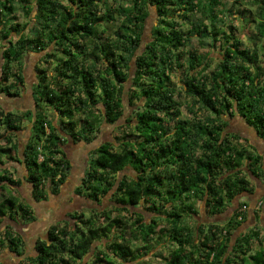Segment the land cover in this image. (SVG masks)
Instances as JSON below:
<instances>
[{"label":"trees","instance_id":"obj_1","mask_svg":"<svg viewBox=\"0 0 264 264\" xmlns=\"http://www.w3.org/2000/svg\"><path fill=\"white\" fill-rule=\"evenodd\" d=\"M62 1L0 0V94L20 97L27 54L42 53L52 68L48 76L46 67L35 66L31 109L0 107V225L35 220L29 204L2 197L4 188L24 181L35 200L59 194L70 174L66 142L90 143L103 124L117 132L90 150L73 192L110 203L93 209L99 224L90 215L81 220V211L52 224L29 255L6 224L1 251L16 257L15 264H148L141 257L165 234L167 255L155 253L161 264H264V220L238 231L247 219L241 198L254 194L264 156L254 144H239L248 139L229 128L242 119L264 141V61L258 57L264 46H243L231 21L248 10L253 19L240 17L255 28L248 42L263 41L264 0H240L245 9L235 12L221 0ZM15 5L26 18L21 23ZM150 7L156 22L145 37ZM193 38L207 50L193 47ZM180 91L190 100L186 117ZM126 103L135 109L117 124ZM48 108L57 121L47 119ZM25 121L30 130L19 150L16 136ZM9 161L22 166L17 178ZM229 207V218L210 220ZM254 239L260 245L253 251Z\"/></svg>","mask_w":264,"mask_h":264},{"label":"rangeland","instance_id":"obj_2","mask_svg":"<svg viewBox=\"0 0 264 264\" xmlns=\"http://www.w3.org/2000/svg\"><path fill=\"white\" fill-rule=\"evenodd\" d=\"M62 2H65L64 0ZM119 1H114L113 5H117ZM221 2L223 3V7L224 9L227 10H231L235 12L236 8H244L245 6H240L239 2L240 0H221ZM253 13L256 11L255 8L252 9ZM13 12L15 13V15H17V22L21 23L22 21H25L26 18L23 16V12L22 10H20V8H18L17 5L14 6L13 8ZM199 14L197 12H194L193 17H197ZM235 16H232V23L235 24V28L236 31L235 34L238 35L241 38L242 44L243 46H252V45H263L264 46V40L263 41H259L258 39L254 38V41L252 42H248L249 38H253V33L255 31V28L253 26H247L246 23L245 25L243 24V20H240L241 16H245L243 18H249V19H253L251 17H254L253 14L249 13L248 10H243L240 11L239 13L236 12V14H234ZM255 15V13H254ZM256 18V17H255ZM156 22V15H155V11L153 9V7H150V14H149V18L146 21V25H145V37L149 36V32H150V28L151 26H153ZM145 39V38H144ZM262 43V44H261ZM218 42H215V46L214 49H212L213 51V56H217V53L220 52V49L218 47ZM191 45L193 47H195L199 52H204L205 50H207V47L202 46L198 43L196 38H193ZM143 47V46H142ZM253 47V46H252ZM259 59L260 61L263 59L264 61V48L260 49L259 51ZM43 54L42 53H29L25 56L24 60H23V74H24V88L23 91L20 94V97H16V98H10V97H5L2 94H0V107H3L5 109H9V110H15V111H19V110H26L29 109V106H32L33 104V97H32V93L30 91L31 85L33 82H35V66L36 65H40L43 67H46L47 69V75L51 76L52 74V68L50 65H48L45 61H43ZM214 64H211V66L209 68H213ZM253 67L251 66V69ZM253 71V69H252ZM37 73V72H36ZM12 78H10L11 80ZM172 80H175L174 75H172ZM178 101L180 102V111H181V116L186 117L188 116L187 113V106L189 105L190 100L185 96V94L183 93V91H180L179 95L177 96ZM136 105H129V104H125L124 105V115L123 118L119 121H117V124H121L124 123V118L129 117L133 110L135 109ZM47 119H51V120H56L57 118L56 116L53 114V112L51 110L46 109L45 110ZM80 116L76 115V119H79ZM180 117V116H179ZM191 118V116L189 117ZM233 123L231 124V126L229 127L230 130L242 135L243 137H246L248 139V143L244 142V141H237L239 144H254L258 149L257 152L261 153L262 156H264V141L259 139L256 135V133L254 132V130L249 127L242 119L239 118H235L233 121ZM170 123V122H169ZM31 123L28 122H24L23 123V129L17 134L16 139L19 141L20 145H19V150L22 149V146L24 144V141H27V136H28V132H29V127H30ZM116 129L114 128L113 125H107V124H103L101 126V130L99 132L95 133V138L94 140H92L90 143H83V142H73L70 139L66 142V152L67 154H69V157L71 159V161L73 162L72 164L74 165L76 162L78 163V166H74L73 167V171H70V174L66 180V182L63 184V189L60 191L59 194L52 196L51 200H48V202L40 200L38 202V204L36 205L37 207L35 208V206L31 207L33 208V211L35 213V218L38 219V221H36V223H32L28 226H26L27 231H23L22 228L24 227L23 225H26L25 223H22V225H16V228L22 233L23 236H26L27 238H25L26 241H28L27 239L31 238V240H35V239H39L42 238L43 232L46 231V225L50 224H61L62 220H60L63 217L64 213H61L62 211L66 212L67 209H71L73 211V209H77L73 212H71L72 214H74L75 212H80L83 214L82 219L85 218H89V215L92 216L95 221L99 224V221L102 220L101 216H95L94 215V208L96 207L97 210L98 209H104V208H108L109 207V203L107 201V197L103 198L100 201V204H96L95 202H91L89 200H86L82 197L76 196L75 193L73 192V188L77 185L75 184H79L80 182V178L82 177V171L85 169H87L88 166V162H89V150H92L94 147L98 146L100 143L104 142L105 140L111 139L113 137V134H116ZM89 151V152H88ZM9 164L6 165V167L8 168V170L12 171V176L14 178H17L18 175H21V169L22 167L19 166L18 163L16 162H8ZM13 166V167H12ZM14 166H16V169H18L17 171H15ZM20 167V168H19ZM262 169L264 171V160H263V166ZM126 174H131V171H125ZM254 188L258 189V190H264V174L262 175L261 179L259 180H255L254 182H252ZM257 186V187H256ZM29 184H27L26 182L23 181V183L21 184V186L18 189L15 188H4L2 190V197H8L10 195L16 197L18 199V201L20 202H25L27 203L26 200H31L30 196V188H29ZM255 189V190H256ZM79 198L78 200H76L75 198ZM241 200H243L244 202H246L247 205V213H246V220L245 222L242 224V226L239 228V232H242L243 230H248L251 227H262V224L260 222V218L261 221L264 220V213L263 211H257V213L254 214L251 211V208L253 207V205H251V199H247L242 197ZM251 205V206H249ZM198 209L200 210V219L201 217H204L205 213L203 211V209L201 208V204H197ZM234 207H229L228 210L224 211V213L220 214L219 216H215L213 217L212 221H224L227 218H229V216L232 214ZM257 209V208H256ZM68 211V210H67ZM70 211V210H69ZM117 212L113 211V215H116ZM40 216V217H39ZM149 217V216H148ZM206 219V218H205ZM263 223V222H262ZM63 224V223H62ZM257 224V225H256ZM3 226L4 223L0 225V238L2 237V232H3ZM49 225H47L48 227ZM162 226H164V224H160V226H158V228H161ZM79 228L85 232L86 231V225L83 226V223H79ZM27 235H32L28 238ZM35 237H34V236ZM165 234H159L158 237L155 238V240L151 241V243L149 244V249H151V251L147 254V255H143L141 257V259L148 263V264H161L162 259H160L161 256L166 254V244L163 242L164 241V236ZM33 238V239H32ZM32 242V241H31ZM132 247L135 249H137L139 245V242H134L131 244ZM252 250H256L257 248H259L260 242L257 240H253L252 241ZM28 246L30 247L31 244L30 242L28 243ZM96 246V244L94 245ZM148 249V250H149ZM0 253H3V255L0 256V262L3 261V259H6V261H4L6 264H15V258L16 257H12L10 254V261H7V258H9L7 256V251L3 252L1 251L0 248ZM29 253H31V250L26 253L29 255ZM155 253L159 254L160 257L156 258L155 257ZM167 255V254H166ZM6 256V257H5ZM90 255H87L85 260H87V258ZM101 263H104L103 261Z\"/></svg>","mask_w":264,"mask_h":264},{"label":"flooded vegetation","instance_id":"obj_3","mask_svg":"<svg viewBox=\"0 0 264 264\" xmlns=\"http://www.w3.org/2000/svg\"><path fill=\"white\" fill-rule=\"evenodd\" d=\"M33 107V104H32V106H29L28 108L29 109H31ZM90 151V150H89ZM88 151V152H89ZM85 170V169H84ZM84 170H83V172H84ZM257 187V186H256ZM61 190L63 189V186H61V188H60ZM60 190V191H61ZM30 194H31V191H30ZM52 196H55V195H49L48 197H47V201L46 200H43V199H40V200H43V201H46V202H48V200H51V198H52ZM30 198H31V200H26L27 201V204H29L30 206L32 205V206H35V208L37 207L36 205L38 204V202L40 201V200H35L33 197H32V194H31V196H30ZM249 199V198H248ZM250 200V199H249ZM259 200H261L262 201V205L259 207V208H257L259 211L260 210H262V209H264V197H263V199H259ZM259 200H257V201H259ZM108 201V203H110L109 202V200H107ZM256 201V202H257ZM256 202L254 203V205H253V207L251 208V211H253L252 209H256ZM249 206H251V205H249ZM31 209H32V211H33V208L31 207ZM68 210V211H67ZM66 210V212H64V211H62L61 213H64L63 214V217L60 219V220H62V221H69L70 220V214H71V212H73V211H75V210H77V209H73V211L71 210V209H67ZM70 210V211H69ZM33 213H34V211H33ZM34 215H35V213H34ZM36 216V215H35ZM255 216V215H254ZM37 217V216H36ZM40 217V216H39ZM36 221H38V219L37 218H35V220H33L32 222H28V223H25L26 225H30V224H32V223H36ZM52 223V222H51ZM51 223L50 224H47V225H49L48 227H50L51 226ZM10 225L13 229H14V231H16V232H18L19 233V235L21 236V238L23 237V235H22V233L16 228V225H22V224H18V223H16V224H14V223H11L10 221H8L7 219L5 220V223H4V225ZM47 225H46V228L45 229H48V227H47ZM44 233H45V231L43 232V235H44ZM34 236V235H33ZM22 240H24L23 238H22ZM34 242V241H33Z\"/></svg>","mask_w":264,"mask_h":264},{"label":"crops","instance_id":"obj_4","mask_svg":"<svg viewBox=\"0 0 264 264\" xmlns=\"http://www.w3.org/2000/svg\"><path fill=\"white\" fill-rule=\"evenodd\" d=\"M67 157H68V159H69V161H70V171L72 172L73 171V167L74 166H78V163L76 162L74 165L72 164L73 162L71 161V159H70V157H69V154H67ZM22 167V166H21ZM20 168V167H19ZM23 173V172H22ZM82 173H83V171H82ZM83 175V174H82ZM75 185H77V184H75ZM263 197H264V190H258V189H256L255 190V192H254V194L253 195H250V199H251V205H253L257 200H259V199H263ZM75 198V197H74ZM77 198V197H76ZM75 198V199H76ZM79 198H77L76 200H78ZM24 227H22V228H25V229H23V231H27V228H26V226H28V225H23ZM22 233H24V232H22ZM25 236H26V233H25ZM25 236H23L22 238L24 239L23 241H24V249L26 250V253H28L30 250L32 251V246H33V244H34V240H31V238H29L30 236H32V235H27L28 236V238L29 239H27L28 241H26L25 240V238H27V237H25ZM35 237V236H34ZM33 239V238H32ZM32 241V242H31ZM30 242V244H31V246L29 247L28 246V243ZM7 256L9 257L10 256V253H7Z\"/></svg>","mask_w":264,"mask_h":264},{"label":"built area","instance_id":"obj_5","mask_svg":"<svg viewBox=\"0 0 264 264\" xmlns=\"http://www.w3.org/2000/svg\"><path fill=\"white\" fill-rule=\"evenodd\" d=\"M255 205L256 208H259L262 205V201L261 200L257 201ZM246 210H247V205H242L240 211H246Z\"/></svg>","mask_w":264,"mask_h":264}]
</instances>
